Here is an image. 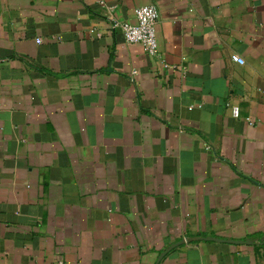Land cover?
I'll return each mask as SVG.
<instances>
[{"label": "crops", "instance_id": "obj_1", "mask_svg": "<svg viewBox=\"0 0 264 264\" xmlns=\"http://www.w3.org/2000/svg\"><path fill=\"white\" fill-rule=\"evenodd\" d=\"M146 5L154 56L112 27ZM263 238L264 0H0V264H264Z\"/></svg>", "mask_w": 264, "mask_h": 264}, {"label": "built area", "instance_id": "obj_2", "mask_svg": "<svg viewBox=\"0 0 264 264\" xmlns=\"http://www.w3.org/2000/svg\"><path fill=\"white\" fill-rule=\"evenodd\" d=\"M103 4L104 0H96ZM135 23L127 21H114L112 27L121 30L123 38L129 43H138L143 50L151 56L157 53V35L156 26L158 22V11L153 5L137 7L134 10ZM40 41L39 39L37 40ZM232 60L239 64H243V59L237 55L232 56Z\"/></svg>", "mask_w": 264, "mask_h": 264}, {"label": "water", "instance_id": "obj_3", "mask_svg": "<svg viewBox=\"0 0 264 264\" xmlns=\"http://www.w3.org/2000/svg\"><path fill=\"white\" fill-rule=\"evenodd\" d=\"M206 239H212V240H216V241H226V242H233V243H241L243 241H235V240H222V239H214V238H206ZM264 239V238H263ZM181 242H178V243H175V244H172L170 245L164 253H162L160 256H159V260L165 255L166 252H168L171 248L175 247L177 244H180ZM159 260L157 261L156 264H158Z\"/></svg>", "mask_w": 264, "mask_h": 264}]
</instances>
